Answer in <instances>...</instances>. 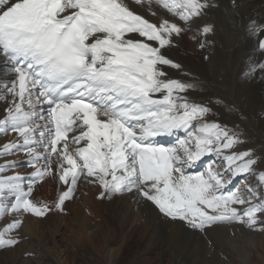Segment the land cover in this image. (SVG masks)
I'll return each mask as SVG.
<instances>
[{"label": "snow or ice", "instance_id": "6c2138e0", "mask_svg": "<svg viewBox=\"0 0 264 264\" xmlns=\"http://www.w3.org/2000/svg\"><path fill=\"white\" fill-rule=\"evenodd\" d=\"M142 3L0 0V55L15 74L0 91V101H9L0 133L23 138L22 143H5L0 155L23 150L35 169L27 190L18 174L0 177V218L15 214L0 230V248L20 242L11 233L21 228L24 213L43 217L54 209L63 211L81 177L99 183L101 198L135 192L166 218L193 229L238 223L264 231V191L251 186L223 191L232 178L253 171L256 160L250 150L224 157L232 173L227 180L211 165L201 173L186 171L206 153L220 154L242 141L226 126L207 123L208 107L174 96L190 86L167 78L159 67L181 69L161 49L173 47L175 38L214 3L156 0L182 25L168 19L150 22L133 7ZM253 30L264 35V26ZM211 31L205 25L200 34ZM259 48L264 50V39ZM42 104L49 106L46 116L37 111ZM179 128L194 129L188 140L180 141L179 150L152 143ZM41 159L44 164L36 168ZM49 175L67 186L52 206L32 198L34 184ZM258 181L264 186V172Z\"/></svg>", "mask_w": 264, "mask_h": 264}, {"label": "bare ground", "instance_id": "6f19581e", "mask_svg": "<svg viewBox=\"0 0 264 264\" xmlns=\"http://www.w3.org/2000/svg\"><path fill=\"white\" fill-rule=\"evenodd\" d=\"M249 20L257 23L255 29L264 26V0H236L235 7L231 0H218V8L209 12L206 21L215 25L211 37L214 45L209 48L205 41L203 48H197L198 43L183 35L177 39L179 48L170 49L172 58L166 50L161 51L181 63L183 69L171 73L170 66L159 67L170 79L190 86L187 93L174 92V96L211 109L205 121L220 116L224 124L236 126L239 138L244 133L241 148L255 153L258 165L252 166V175L241 187H256L259 192L264 191V186H258V174L264 172V69L260 67L264 64V50L259 48L264 35L256 31L259 41L253 43L247 33ZM249 57L260 69L244 67ZM189 75L191 80L186 78ZM40 107L37 105L38 112ZM173 135L179 146L180 141L189 139V134L184 136L180 128ZM50 185L51 181H47L40 188L44 198H48ZM88 190V196L74 199L68 206V215H50L39 221L26 217L21 228L22 243L0 251L3 263L74 264L69 260L71 255L89 248L88 264H153L156 254L160 259L156 264H264V231L241 224L235 227L234 234L229 225L205 231L190 229L183 222L168 221L143 199L139 205L127 195L97 201ZM83 209H89L90 216ZM127 257L132 260L127 261Z\"/></svg>", "mask_w": 264, "mask_h": 264}, {"label": "rangeland", "instance_id": "374dc122", "mask_svg": "<svg viewBox=\"0 0 264 264\" xmlns=\"http://www.w3.org/2000/svg\"><path fill=\"white\" fill-rule=\"evenodd\" d=\"M175 51V50H174ZM98 220H100V219H98ZM98 220H94V223H98ZM93 223V222H92ZM94 224H92V226H93ZM127 248H131V247H127ZM128 254V253H127ZM155 254V253H154ZM151 257L153 256V254L152 255H150ZM128 258V257H127ZM126 258V259H127ZM90 259H91V251H90V249L89 248H85L84 250H82V251H80V253L79 254H77V255H71V257H70V261L72 262V263H74V264H88L89 263V261H90ZM125 259V260H126ZM154 262L156 261V263L158 262L159 263V261H160V259L158 258V256H157V254H156V256L154 255ZM128 260H132L131 258H128L127 259V261ZM141 262V261H140ZM199 262H202V260H200ZM156 263H153V264H156ZM203 263V262H202ZM0 264H4L3 263V261H2V258H0ZM195 264H197V262L195 263Z\"/></svg>", "mask_w": 264, "mask_h": 264}]
</instances>
